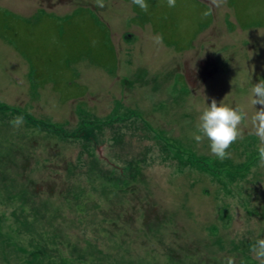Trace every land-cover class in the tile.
Masks as SVG:
<instances>
[{"label": "rangeland", "instance_id": "374dc122", "mask_svg": "<svg viewBox=\"0 0 264 264\" xmlns=\"http://www.w3.org/2000/svg\"><path fill=\"white\" fill-rule=\"evenodd\" d=\"M146 3L0 0V264H260L264 0ZM213 98L248 113L223 161Z\"/></svg>", "mask_w": 264, "mask_h": 264}, {"label": "clouds", "instance_id": "9594fccd", "mask_svg": "<svg viewBox=\"0 0 264 264\" xmlns=\"http://www.w3.org/2000/svg\"><path fill=\"white\" fill-rule=\"evenodd\" d=\"M215 2V0H214ZM225 0H219L223 4ZM141 10L147 12L148 4L146 0H132ZM96 6L105 7L104 0H95ZM169 7H175L176 0H167ZM156 43H162V36L154 37ZM250 103L254 106V114L251 116L253 132L260 141L258 147L259 164L264 167V80H260L250 89ZM259 105V109L255 108ZM248 119V113L243 106L237 105L235 108L217 101L213 98L210 106H206L198 116V122L195 125L196 131L192 134L196 142H203L205 139L209 142L210 152L216 158L223 161L230 158L229 149L233 143L242 138L243 132L241 125ZM24 117L15 116L9 123L13 127H20L23 124ZM255 258L264 264V239H258L251 247ZM231 264V261H229Z\"/></svg>", "mask_w": 264, "mask_h": 264}]
</instances>
